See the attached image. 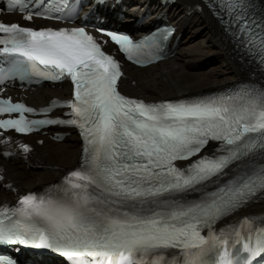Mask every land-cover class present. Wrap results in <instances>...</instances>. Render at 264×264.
I'll return each instance as SVG.
<instances>
[{"label":"snow or ice","instance_id":"obj_1","mask_svg":"<svg viewBox=\"0 0 264 264\" xmlns=\"http://www.w3.org/2000/svg\"><path fill=\"white\" fill-rule=\"evenodd\" d=\"M209 7L237 49L264 71V0H229L224 14L223 3L210 0ZM14 11L30 23L35 17L68 25L76 7L69 0L31 6L8 0L7 12ZM97 31L108 40L99 41L86 26L0 22V85L68 80L73 86L72 100L62 105L70 109L66 120L29 119L47 112L0 99V116L7 117L0 118V130L29 134L61 124L77 127L83 140L79 167L59 185L0 206V246L51 250L70 264H252L264 254V227L244 218L249 228L241 236L239 225H216L264 198V83L145 103L121 94V64L103 45L110 41L145 66L140 54L149 49V62L161 59L171 31L141 42ZM210 142L218 145L214 155H200ZM236 245L246 255H234ZM0 264L16 261L0 256Z\"/></svg>","mask_w":264,"mask_h":264},{"label":"bare ground","instance_id":"obj_2","mask_svg":"<svg viewBox=\"0 0 264 264\" xmlns=\"http://www.w3.org/2000/svg\"><path fill=\"white\" fill-rule=\"evenodd\" d=\"M197 3L198 0H179L178 4L170 8L171 18L179 24L182 33L176 55L157 66L142 70L130 69L129 80L124 81L122 86L127 94L153 102L193 96L196 92L207 93L215 91L208 89L219 90L238 83L246 73L249 68L247 61H241L232 52L217 21L207 11H197ZM151 5L157 4L140 0L135 10L139 6L142 10ZM132 82H135V86ZM68 93V87L63 85L61 89L44 88L31 97L36 102L46 103L54 96ZM79 155V140L73 134L61 144L46 139L45 145L29 156L19 153L8 162L0 159V175L4 176V180L0 181V201L15 202L20 195L54 182L75 166ZM36 166L41 168L37 169ZM6 184L12 187L7 188ZM248 213L264 218V201L254 205Z\"/></svg>","mask_w":264,"mask_h":264},{"label":"rangeland","instance_id":"obj_3","mask_svg":"<svg viewBox=\"0 0 264 264\" xmlns=\"http://www.w3.org/2000/svg\"><path fill=\"white\" fill-rule=\"evenodd\" d=\"M240 63H241V61H240ZM241 64H242V63H241ZM245 74H246V73H245ZM245 74H244L243 76H245ZM243 76L239 79V81L242 80V78H244ZM132 85H133V84H132ZM133 86H134V85H133ZM210 90H216V89H208L207 91H210ZM199 93H201V92H199ZM199 93L196 92L195 94H199ZM195 94H194V95H195ZM174 98H175V97H174ZM37 169H40V167H38Z\"/></svg>","mask_w":264,"mask_h":264}]
</instances>
